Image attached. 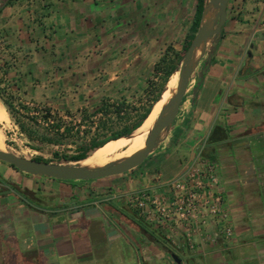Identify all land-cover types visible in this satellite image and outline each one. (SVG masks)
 I'll return each mask as SVG.
<instances>
[{
  "label": "crops",
  "instance_id": "0c3cea01",
  "mask_svg": "<svg viewBox=\"0 0 264 264\" xmlns=\"http://www.w3.org/2000/svg\"><path fill=\"white\" fill-rule=\"evenodd\" d=\"M172 1L187 8L186 0H13L0 13L2 95L27 124L22 115L36 117L38 107L91 113L127 96L124 82L152 54ZM263 18L264 0H230L173 124L142 165L69 181L0 161V264H264ZM202 146L233 234L213 220L190 249L185 225L148 221L129 195L167 193Z\"/></svg>",
  "mask_w": 264,
  "mask_h": 264
},
{
  "label": "trees",
  "instance_id": "16d2710c",
  "mask_svg": "<svg viewBox=\"0 0 264 264\" xmlns=\"http://www.w3.org/2000/svg\"><path fill=\"white\" fill-rule=\"evenodd\" d=\"M12 1L13 0H7L6 4H10ZM205 1L206 0H196L194 4L192 22L182 43V50L180 52H175L170 47L168 50L170 52H167V56L163 58L162 62L158 65L159 71L162 72L159 82L154 83L153 86L143 91V94L140 92L137 97L133 96L130 99L127 96H123L116 102H111L109 99L105 100L91 114H86L87 112L83 110V122L101 114L97 121L91 120L92 126L89 127H93L94 130L82 129V123L76 124V122H74L71 124H65L61 119H58L56 123L50 124L48 128H45L46 130L41 131L32 125V123L37 124V116L22 115L29 119L31 124L25 123L24 120L21 121L16 115L13 105L4 98L0 91V99L6 105L11 117L15 118V121L19 123L18 125L21 131L24 132L30 140L53 144L57 143L61 145V141L65 137L73 136V134L76 133L78 138L82 133L83 137L80 142L78 140L79 138L73 141L76 147L71 153L69 151L54 152L53 155L55 160L44 159L41 157H35V159L56 162L79 161L85 159L90 152L97 147L103 146L110 140L124 138L141 126L150 114L155 103L159 100L166 83L176 70L178 63L191 44V41L200 26ZM169 53L172 56L168 57ZM134 98H137V100L134 101ZM50 116L51 111L48 108H44V114L41 115L42 119L48 120ZM88 135H90L89 138H87ZM144 229L148 231L145 227Z\"/></svg>",
  "mask_w": 264,
  "mask_h": 264
},
{
  "label": "water",
  "instance_id": "95a60500",
  "mask_svg": "<svg viewBox=\"0 0 264 264\" xmlns=\"http://www.w3.org/2000/svg\"><path fill=\"white\" fill-rule=\"evenodd\" d=\"M6 3L7 0H0V13ZM229 3L230 0L205 1L200 26L174 71V73L178 74L176 90L171 98L162 106L146 138L145 147L143 149L126 158L108 162L107 164L95 168H88L81 165L79 163L81 160L62 162L38 160L20 155L8 149H0V161L13 165L16 169L27 174L69 181L95 180L115 176L142 165L149 155L157 148L163 139L164 132L173 124L182 102L190 89L192 78L198 64L207 51L208 43L221 33L226 23ZM211 7L213 9V15L208 17V9ZM199 47H201V52L199 56L196 57V49ZM174 258L180 263L178 257L175 256Z\"/></svg>",
  "mask_w": 264,
  "mask_h": 264
},
{
  "label": "built area",
  "instance_id": "2783aa9c",
  "mask_svg": "<svg viewBox=\"0 0 264 264\" xmlns=\"http://www.w3.org/2000/svg\"><path fill=\"white\" fill-rule=\"evenodd\" d=\"M261 27L264 29V18ZM42 113V107L35 110L37 123L48 125L50 117L43 120ZM202 151L203 146L177 177L165 183L167 193L142 189L129 195L131 204L148 221L156 224L173 222L185 225V239L190 249L196 247L197 235L202 234L213 220L216 221L220 234L226 237L233 234L220 176L214 163L204 157ZM206 239L215 242L216 237L214 234H208Z\"/></svg>",
  "mask_w": 264,
  "mask_h": 264
},
{
  "label": "rangeland",
  "instance_id": "374dc122",
  "mask_svg": "<svg viewBox=\"0 0 264 264\" xmlns=\"http://www.w3.org/2000/svg\"><path fill=\"white\" fill-rule=\"evenodd\" d=\"M193 4L194 0H186L187 8H181L178 10L175 8L177 5L176 1L171 2L172 6V13L173 16L170 18H166L164 21L159 20L153 30L154 42L152 46V54L149 55V59H142L139 62V66L137 68V73L133 70L130 74L129 78L124 82V92L123 94H127V97L130 99L133 96H139V93H144L146 89L150 88L154 85V83L160 81V77L162 76V72L159 71L158 65L162 62V59L167 56V52L171 47L173 51L180 52L182 50V42L185 38L186 33L188 32L192 16H193ZM159 16L157 13L154 14V20L157 21ZM149 33V35H152ZM151 50V49H150ZM172 55L169 56L170 57ZM197 55L196 57H198ZM178 78V74L174 73L166 85L169 82H172L169 97L174 94L177 82H173V76ZM178 80V79H177ZM122 98V96L120 97ZM119 96H115L111 102H116L120 99ZM137 98H134L136 101ZM0 102L3 104L7 114L8 119L0 122V129L2 130L5 138V147L4 150H12L20 155H24L27 157L35 158L41 157L44 159H51L55 160L54 152H72L76 145L73 143L75 139H78L79 142L82 140V133L77 138L76 133L73 136H67L61 141V145L57 143H47V142H39L37 140H30L24 132L21 131L19 125L15 121V118H12L6 105L0 99ZM44 108L42 107L44 114ZM92 113V112H91ZM87 112L86 114H91ZM84 111L80 112H58V111H51L50 121L49 124H35L32 123L33 126L37 125V129L44 131L45 128H48L50 124L56 123L58 119H61L65 124H71L76 122V124L82 123V129H90L94 130L92 126L91 120L97 121L100 118V114L94 116L92 119L83 122L82 116ZM52 121V122H51ZM151 130V129H150ZM149 130V132H150ZM148 132V134H149ZM147 134V135H148ZM146 135V137H147ZM90 135L87 136L89 138ZM145 137V139H146ZM145 141V140H144ZM91 153V152H90Z\"/></svg>",
  "mask_w": 264,
  "mask_h": 264
},
{
  "label": "bare ground",
  "instance_id": "6f19581e",
  "mask_svg": "<svg viewBox=\"0 0 264 264\" xmlns=\"http://www.w3.org/2000/svg\"><path fill=\"white\" fill-rule=\"evenodd\" d=\"M212 15H213V9L211 7L210 9H208L207 16L211 17ZM200 52H201V47L196 49V56L199 55ZM177 79L178 78L175 75L173 76L172 81L178 82ZM171 85L172 82H169L166 85L159 100L155 103L150 114L144 120L141 126H139L131 134H129L124 138L110 140L103 146L97 147L85 159L81 160L79 163L88 168H95L107 164L108 162L126 158L134 154L135 152L143 149L145 147L146 135L148 134L149 130L153 127L162 106L170 99L169 92ZM7 119H8V114L3 104L0 102V122ZM3 132L0 129L1 150H4L5 147V138Z\"/></svg>",
  "mask_w": 264,
  "mask_h": 264
}]
</instances>
